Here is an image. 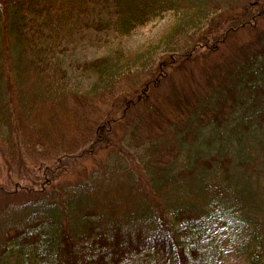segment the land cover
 Instances as JSON below:
<instances>
[{"label":"trees","instance_id":"trees-1","mask_svg":"<svg viewBox=\"0 0 264 264\" xmlns=\"http://www.w3.org/2000/svg\"><path fill=\"white\" fill-rule=\"evenodd\" d=\"M166 15L70 84L68 43ZM262 21L264 0H0V264H217L221 240L264 264Z\"/></svg>","mask_w":264,"mask_h":264},{"label":"rangeland","instance_id":"rangeland-1","mask_svg":"<svg viewBox=\"0 0 264 264\" xmlns=\"http://www.w3.org/2000/svg\"><path fill=\"white\" fill-rule=\"evenodd\" d=\"M170 15H166L163 17V19H156L152 21V23L148 24L145 27H142V29H138L132 33L129 37H122L121 40L113 39L111 43H107L104 47H99L98 42L94 40L92 34H87L85 36H81L75 38L74 43H68L66 45L65 54L62 56V65L63 68L67 73H69L71 77V83L75 87H88L89 80L86 77H83L81 73L78 71V64H80L84 60H90L91 58L99 57L101 55L107 54L109 51L108 48L112 45L113 48H118L121 51H123L125 54H128L135 48L139 47L140 45H143V43L153 40L156 36L162 33L164 29L167 27L168 23L170 22ZM261 27L264 26V21L260 23ZM253 32L245 28L244 30H238L236 34H233L226 43L227 45H223L222 47H225V49L228 51L232 46L239 45L242 42L248 41L250 39H253L254 34ZM103 45L104 43L101 42ZM101 46V45H100ZM71 47V48H70ZM114 51V50H113ZM199 65V64H197ZM192 68L194 71V77L198 78L201 77L203 71H202V65L201 68L198 66H194L192 62L187 61V67ZM180 72V71H179ZM177 73L176 76H174V81L178 84V88H182V86H187V83L190 82L188 78L183 77L182 73ZM82 76V77H81ZM186 79V80H185ZM175 83V84H176ZM176 84V85H177ZM171 85L169 82L163 83L160 87L156 88L150 95V99L153 101H156L154 98L158 96L161 103H163L164 107L163 110L165 111V114L170 119H175L176 113L173 111V104L169 102V95L171 93ZM154 94V95H153ZM164 99L163 102L162 100ZM147 134L146 128H144L143 132ZM139 138V135L136 136L135 142L137 144V141ZM148 142V141H147ZM147 142H142L143 146L137 148V151H143L142 149L146 147ZM139 158V157H138ZM62 168V167H61ZM60 168V169H61ZM57 169L56 172H61L63 170ZM217 249L220 252V256L218 257L217 264H245L243 259L241 257H237L234 254L233 250H230L226 244L224 245L223 240L217 242Z\"/></svg>","mask_w":264,"mask_h":264}]
</instances>
